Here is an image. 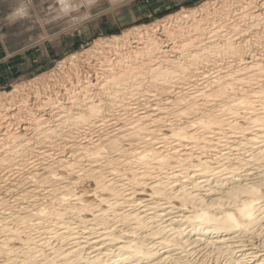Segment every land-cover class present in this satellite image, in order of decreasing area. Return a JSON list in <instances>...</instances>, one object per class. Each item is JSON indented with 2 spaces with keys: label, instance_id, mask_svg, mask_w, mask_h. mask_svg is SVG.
<instances>
[{
  "label": "bare ground",
  "instance_id": "obj_1",
  "mask_svg": "<svg viewBox=\"0 0 264 264\" xmlns=\"http://www.w3.org/2000/svg\"><path fill=\"white\" fill-rule=\"evenodd\" d=\"M55 69L0 92V264H264V0Z\"/></svg>",
  "mask_w": 264,
  "mask_h": 264
},
{
  "label": "rangeland",
  "instance_id": "obj_2",
  "mask_svg": "<svg viewBox=\"0 0 264 264\" xmlns=\"http://www.w3.org/2000/svg\"><path fill=\"white\" fill-rule=\"evenodd\" d=\"M88 1V2H87ZM210 0H0V92L57 70L97 39Z\"/></svg>",
  "mask_w": 264,
  "mask_h": 264
}]
</instances>
